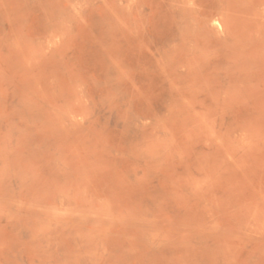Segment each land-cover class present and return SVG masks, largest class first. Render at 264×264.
<instances>
[{
	"label": "rangeland",
	"instance_id": "374dc122",
	"mask_svg": "<svg viewBox=\"0 0 264 264\" xmlns=\"http://www.w3.org/2000/svg\"><path fill=\"white\" fill-rule=\"evenodd\" d=\"M0 264H264V0H0Z\"/></svg>",
	"mask_w": 264,
	"mask_h": 264
}]
</instances>
